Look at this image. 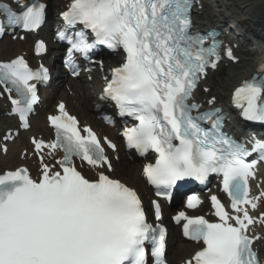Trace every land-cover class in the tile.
Here are the masks:
<instances>
[{"label":"snow or ice","instance_id":"obj_1","mask_svg":"<svg viewBox=\"0 0 264 264\" xmlns=\"http://www.w3.org/2000/svg\"><path fill=\"white\" fill-rule=\"evenodd\" d=\"M13 2L23 10L18 13L0 4L5 17L0 20V34L16 26L34 31L44 22V4ZM194 3L71 0L62 13L66 28L82 25L94 41L89 42L84 31L75 37L62 31L59 36L85 55L97 45L123 49L125 60L112 70L102 98L114 101L120 115L138 122L123 133L128 147L140 155L149 150L157 154L155 163L144 168L157 195L169 197L177 181L186 178L203 182L210 173L223 176L234 214L213 196L221 223L184 213L175 218L177 223L187 221L183 226L187 238L204 245L186 264H259L252 248L258 237L247 234L250 225L264 223V215L257 221L249 213V207L256 210L264 198V192L250 197L249 178L255 176L256 162H246L250 153L220 132L218 110L201 113L189 102L206 69H215L219 60L214 35L192 31ZM42 49L38 43L37 52ZM227 56L233 58L231 49ZM47 78L46 68L32 71L22 57L0 63V85L15 92L14 112L24 127L37 102L36 85L30 82ZM233 102L245 120L264 123V78L243 82L235 89ZM59 112L49 117L55 140L50 144L33 140L37 154L44 149L49 155L63 153L56 160L59 168L54 170L42 156L37 179L27 169L0 175V264H149V244L154 264H166L165 230L147 223L136 191L105 174L104 169L112 171V164L92 129L81 130L63 104ZM206 121L211 130L201 127ZM103 143L116 148L106 138ZM252 151L264 160V142L255 141ZM77 159L99 170L95 180L78 170ZM197 203L191 197L188 206ZM154 206L160 219V205Z\"/></svg>","mask_w":264,"mask_h":264},{"label":"bare ground","instance_id":"obj_2","mask_svg":"<svg viewBox=\"0 0 264 264\" xmlns=\"http://www.w3.org/2000/svg\"><path fill=\"white\" fill-rule=\"evenodd\" d=\"M41 1L45 2L48 5V14L50 16L52 15L53 10H56L60 7H64L65 3H68L67 1L65 2V0ZM233 1L235 2V9L230 10L228 8H222L218 0H202L203 6L205 7V12L201 17L205 20V24L220 25L222 24V22H224L223 20H225V18L228 16L239 17L237 14L239 11H241L244 18L242 19V17H239V19H234L233 21H236L237 25H240V27L246 26L250 28L251 33L260 35V32L258 31L260 25L257 20L260 19V17L264 13V0ZM201 17H198L197 19H201ZM48 30L49 27L45 28L42 33L39 34L38 37H35L33 35L28 36L26 43H21L19 41L14 43L11 40H5L2 43L3 45H1L0 47V62L10 61L11 59H14L15 57L21 55L24 52L30 53L31 47L37 38L47 39ZM225 39L230 45H236V56L239 59H242L241 50L243 48V45L241 44V42L229 40L227 37H225ZM50 47L51 49H53L54 45L52 44ZM260 53L264 55V49H261ZM50 55L51 52L46 58V61L48 63H50ZM239 64H242V62L240 61ZM106 67L111 68L110 66ZM261 68H264V62L259 65L245 63L244 65H239L238 67L230 65L231 73L224 80L221 92L214 90L210 97L209 95H202V93L200 92V100H203L208 103L211 98H216V106L220 105L221 107L225 108V110L228 112L229 110L227 109V105L230 99L231 90L234 87L238 86L243 80L247 79L252 74L258 73ZM98 76V73L93 76V82L91 83L92 87H90L86 83H82L79 81L76 82L74 80L66 78L65 74L62 73L60 75V80L53 88L52 94L47 97L46 102L42 106V109L39 110L38 115L33 119L31 124V130L26 133L20 134V137L16 141H14L13 144H10L8 146L9 152L7 156L2 155L1 147L3 143L1 142V137L5 133V128L3 125H0V172H3L5 170H15L16 168L21 166L31 167L34 171L37 170L38 164L34 161H30L28 157L24 155V152L26 153V155L32 153V146L29 143L30 137H34L37 139V137L40 135H42L43 137H48L51 134V131L47 127L46 118L47 114H52L50 112L51 109H53L51 108L52 103H55L56 100L66 102V104L68 105V109L73 114L79 116L83 124L85 123V125L93 126L95 127V129L99 130L102 135L108 136L109 138L118 141L117 134L114 133L113 130L105 128L103 125H101V122L97 121V116L99 115V113L96 110V106L99 104L98 97L102 91V85ZM65 84L70 85L74 89L73 97H69L65 91L62 92L64 90ZM106 112L108 111L106 110ZM3 115L4 107L2 101H0V122L1 120H5L7 123L13 121L12 119L2 118ZM121 151L123 150L121 149L119 152L120 158L122 157L123 159H125V153H121ZM132 165V163H129V167H132ZM127 170V174L126 172L123 173L125 182L129 183L133 188L139 190L144 198L145 194H148V190L146 186H144V188L142 186L143 180L142 178H140V170L139 174L137 175V178L132 174V170ZM115 173H118L117 168L115 169ZM165 213L166 216L173 214V212H170L167 208L165 209ZM174 238L175 236H173V240ZM193 247L194 246L192 244H186L184 242H175V250L173 252V257H171V264H175L178 259L179 260L177 263L185 261L187 258L181 261L182 257L184 255L189 254ZM261 254L264 258L263 247H261Z\"/></svg>","mask_w":264,"mask_h":264},{"label":"rangeland","instance_id":"obj_3","mask_svg":"<svg viewBox=\"0 0 264 264\" xmlns=\"http://www.w3.org/2000/svg\"><path fill=\"white\" fill-rule=\"evenodd\" d=\"M220 2V6L222 7H231L230 9H235L234 8V5H235V2L232 0H218ZM222 7V8H223ZM221 9V8H220ZM238 13H240V15H243L241 11H239ZM264 13L263 15L260 17V31H262V35L264 37ZM252 46V43L249 44V47L251 48ZM243 57H244V63L242 65H244L245 63L247 64H252V65H255L258 63V56L256 54V51L255 52H250L248 51V49H243ZM230 70L229 68H226L225 66L222 67V69L217 72L216 74H214L211 78H210V83L212 85V88L218 92H221L222 90V85L224 83V80L227 78L228 74H229ZM125 172L127 174V169H130L132 170V174L134 176L137 177V174H138V171L137 169L135 170V167L132 165V167H128L127 165H125L124 167Z\"/></svg>","mask_w":264,"mask_h":264}]
</instances>
